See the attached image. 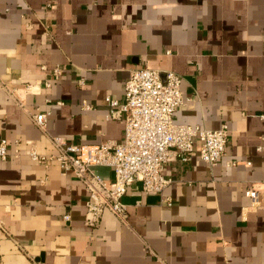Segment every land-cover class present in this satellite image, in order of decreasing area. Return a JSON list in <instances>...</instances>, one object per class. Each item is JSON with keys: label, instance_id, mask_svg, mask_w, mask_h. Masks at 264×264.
I'll return each mask as SVG.
<instances>
[{"label": "crops", "instance_id": "0c3cea01", "mask_svg": "<svg viewBox=\"0 0 264 264\" xmlns=\"http://www.w3.org/2000/svg\"><path fill=\"white\" fill-rule=\"evenodd\" d=\"M142 67L182 75L192 99L175 122L226 123L227 154L172 157L163 192L135 182L126 218L106 208L92 226L83 181L30 157L57 152L32 114L51 110L48 132L69 144L121 142L106 97L122 102ZM263 115L264 0H0V264H264V209L248 195L264 183ZM94 169L113 186V168Z\"/></svg>", "mask_w": 264, "mask_h": 264}, {"label": "built area", "instance_id": "2783aa9c", "mask_svg": "<svg viewBox=\"0 0 264 264\" xmlns=\"http://www.w3.org/2000/svg\"><path fill=\"white\" fill-rule=\"evenodd\" d=\"M62 74V66L54 67L44 86L50 88L52 80L59 79ZM182 81V75L174 71H168L163 76L154 68L132 69L125 82L124 100L120 102L111 96L106 97L111 107L108 118L123 117L125 120V136L121 142L106 140L88 146L69 144L63 137L48 132L51 110L43 111L40 106L36 107L32 120L48 136L57 152L40 154L31 148L28 153L37 162L58 161L65 173L70 172L83 181L89 191L86 204L88 224L97 225L106 208L125 219L127 206L122 199L135 182H141L144 191L163 192L171 182L163 171L172 157L187 161L198 148L200 157L215 166L227 154L230 129L226 123L217 129H210L175 122L177 108L192 99L183 94ZM13 93L17 91L13 89ZM47 101L50 103L51 100ZM57 103L63 104L62 101ZM82 105L84 109L93 108L87 102ZM7 145L6 139L0 141L2 158L8 155ZM236 163L229 161L228 165ZM96 166L113 168V186H109L104 177L95 171ZM248 195L254 207L264 209V183L252 184ZM163 201L172 205L168 197ZM64 218L69 220L70 215Z\"/></svg>", "mask_w": 264, "mask_h": 264}]
</instances>
